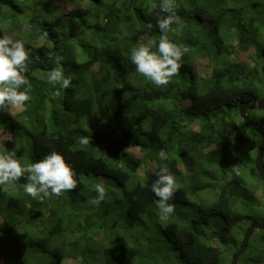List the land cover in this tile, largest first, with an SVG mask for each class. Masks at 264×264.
<instances>
[{"label": "trees", "instance_id": "16d2710c", "mask_svg": "<svg viewBox=\"0 0 264 264\" xmlns=\"http://www.w3.org/2000/svg\"><path fill=\"white\" fill-rule=\"evenodd\" d=\"M159 3L0 0V35L32 50V98L15 115L0 110V151L22 164L57 151L78 181L43 200L23 191V177L0 186V264H226L223 253L238 249L227 234L264 222L260 137L238 111L264 94V0H174L180 25L169 36L188 52L161 87L128 58L138 44H158ZM49 53L62 57L68 88L47 83ZM247 114L264 127V110ZM161 167L178 185L166 221L149 187ZM97 182L107 190L98 206L89 202ZM243 255L237 264H264V231Z\"/></svg>", "mask_w": 264, "mask_h": 264}, {"label": "clouds", "instance_id": "9594fccd", "mask_svg": "<svg viewBox=\"0 0 264 264\" xmlns=\"http://www.w3.org/2000/svg\"><path fill=\"white\" fill-rule=\"evenodd\" d=\"M174 7V0H160V12L166 15L156 22L161 33L158 44L152 41L141 43L129 51L128 58L135 66V71L146 82L157 87L167 86L171 78L179 74L182 57L188 52L187 48L169 36L174 31L173 25H180V18ZM151 27L149 24V28ZM31 53L32 50L26 48L22 40L7 34L0 35V110H23L26 102L31 100L32 86L25 75ZM48 58L56 67L48 73L47 83L54 88L57 85L68 88L71 77L65 76L61 65L62 57L49 53ZM90 140L89 136H81L79 143L87 145ZM160 155L163 157L164 153L161 152ZM155 175L157 178L149 187L157 198L159 219L166 221L174 212V206L169 202L178 191V185L167 167H161ZM22 177L26 181L22 185L23 191L31 198L40 200L58 197L63 192L74 190L78 183L74 168L57 151H51L42 159L26 164L15 158L14 151H0V186L14 184ZM94 190L97 195L89 202L98 206L105 199L107 190L103 182L95 183Z\"/></svg>", "mask_w": 264, "mask_h": 264}, {"label": "water", "instance_id": "95a60500", "mask_svg": "<svg viewBox=\"0 0 264 264\" xmlns=\"http://www.w3.org/2000/svg\"><path fill=\"white\" fill-rule=\"evenodd\" d=\"M261 73L263 76V85H264V63L261 66ZM251 109H260L264 110V94L260 99L254 101H240L238 104L239 115L246 127L253 130L260 136L258 152L254 159V167L256 172L264 183V127L260 124L254 123L248 117L247 111ZM255 231H264V222L252 223L248 225L246 230L243 233L241 241L239 243L238 249L231 256L230 264H237L238 258L242 255L247 247V243Z\"/></svg>", "mask_w": 264, "mask_h": 264}, {"label": "rangeland", "instance_id": "374dc122", "mask_svg": "<svg viewBox=\"0 0 264 264\" xmlns=\"http://www.w3.org/2000/svg\"><path fill=\"white\" fill-rule=\"evenodd\" d=\"M9 32H10L11 36H13V38L18 39V38H16V34H14L11 31H9ZM4 33H6L7 35H9L8 30H5ZM239 59L244 60V62H250V60L247 57V54L246 53H241L239 55ZM204 68L205 67L203 66L201 69L203 70ZM21 111L22 110L12 109L11 112L10 111L9 112H10V114L15 115V114H17V113H19ZM7 138H8V135H0V143L3 142ZM129 151L130 152H133V153L136 152L135 150H129ZM150 168H153V165L152 164H150ZM250 175H252L253 177H255L257 179V177H256V175H254V173H251ZM262 191H264V190H262ZM257 199L258 200H261L262 199V194L261 193H259V195L257 196ZM252 223H254V222H251L249 220L240 221L238 223V225H236V227H234L233 230L230 231L229 234H227V236H230L234 240H238V245H239V243L241 241V238H242V235H243V232H242L243 228H245V230H246V228L248 227V225H250ZM233 253L231 254L228 251L224 252L223 255H222L223 262L226 263V264H230L231 256L233 255ZM243 253H242V257H244ZM238 264H247V263L246 262H242V263L239 262Z\"/></svg>", "mask_w": 264, "mask_h": 264}, {"label": "bare ground", "instance_id": "6f19581e", "mask_svg": "<svg viewBox=\"0 0 264 264\" xmlns=\"http://www.w3.org/2000/svg\"><path fill=\"white\" fill-rule=\"evenodd\" d=\"M260 137V136H259ZM247 227V226H246Z\"/></svg>", "mask_w": 264, "mask_h": 264}, {"label": "flooded vegetation", "instance_id": "af4514ba", "mask_svg": "<svg viewBox=\"0 0 264 264\" xmlns=\"http://www.w3.org/2000/svg\"><path fill=\"white\" fill-rule=\"evenodd\" d=\"M235 251H236V250H235ZM235 251H234V252H235Z\"/></svg>", "mask_w": 264, "mask_h": 264}]
</instances>
